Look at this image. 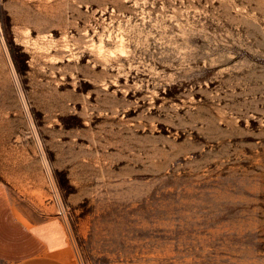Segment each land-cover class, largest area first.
Listing matches in <instances>:
<instances>
[{"label": "rangeland", "instance_id": "374dc122", "mask_svg": "<svg viewBox=\"0 0 264 264\" xmlns=\"http://www.w3.org/2000/svg\"><path fill=\"white\" fill-rule=\"evenodd\" d=\"M0 200L70 264H264V0H0Z\"/></svg>", "mask_w": 264, "mask_h": 264}, {"label": "crops", "instance_id": "0c3cea01", "mask_svg": "<svg viewBox=\"0 0 264 264\" xmlns=\"http://www.w3.org/2000/svg\"><path fill=\"white\" fill-rule=\"evenodd\" d=\"M68 249L59 218H24L15 200H0V264H70Z\"/></svg>", "mask_w": 264, "mask_h": 264}]
</instances>
